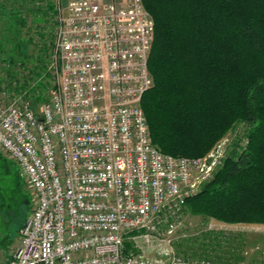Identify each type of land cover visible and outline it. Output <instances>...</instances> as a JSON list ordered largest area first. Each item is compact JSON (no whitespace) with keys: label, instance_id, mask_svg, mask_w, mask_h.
I'll return each mask as SVG.
<instances>
[{"label":"built area","instance_id":"built-area-1","mask_svg":"<svg viewBox=\"0 0 264 264\" xmlns=\"http://www.w3.org/2000/svg\"><path fill=\"white\" fill-rule=\"evenodd\" d=\"M54 5L48 98L35 108L0 83V154L34 193L8 264H210L144 248L172 233L216 165L210 153L173 157L152 142L141 108L153 83L144 2Z\"/></svg>","mask_w":264,"mask_h":264},{"label":"trees","instance_id":"trees-1","mask_svg":"<svg viewBox=\"0 0 264 264\" xmlns=\"http://www.w3.org/2000/svg\"><path fill=\"white\" fill-rule=\"evenodd\" d=\"M142 1L154 21L153 83L141 97L152 142L173 157L199 158L235 123L246 126L245 145L225 156L183 209L227 224H264V0ZM32 26L11 48L13 92L26 85L18 86L14 65L28 58Z\"/></svg>","mask_w":264,"mask_h":264},{"label":"rangeland","instance_id":"rangeland-1","mask_svg":"<svg viewBox=\"0 0 264 264\" xmlns=\"http://www.w3.org/2000/svg\"><path fill=\"white\" fill-rule=\"evenodd\" d=\"M5 3L6 6L3 9L1 8L2 2H0V83L9 94L14 95L15 92L21 94L23 100L38 108L39 104L48 98L49 85H51L47 68L48 52L51 48L46 50V53H40L39 48L42 43H48L54 37L55 0H5ZM48 4L53 5L52 10L47 9ZM19 17L25 20V26L17 23L16 19ZM39 19L40 22L36 24L35 22ZM28 26H32L37 31L32 36L34 38L32 43H34L28 45V58L22 66L14 65L15 77L20 80L17 85L20 86L23 83L22 80L26 85L21 90L13 92L16 83L15 78L9 81L7 76L10 68L13 67L8 59L11 58L9 56L11 48L24 36L23 33L28 31ZM39 32L42 33L41 38L36 35ZM30 33H33L32 29ZM36 96L40 99H35ZM245 129L243 122H237L212 145L207 153H210V161L215 160L216 165L207 180L213 176V171L215 172L222 165L226 155L233 150H240L241 146L245 145L247 142ZM0 155L1 263L8 258L9 249L12 251L18 245L19 228L34 206V193L23 179L17 164L2 154ZM201 186H204L203 183ZM167 213L168 211L165 210L164 218L159 224V231L165 230L168 223L166 217L170 220ZM177 215L175 229L172 233L166 235L164 239L161 237L154 239L148 246L144 245L149 253L169 254L198 263L209 261L210 264H264V224L254 222L227 224L205 215L188 212L183 209V206L178 209ZM217 240L220 242L215 244ZM129 247L130 250L132 247ZM9 260L10 258L7 259V264Z\"/></svg>","mask_w":264,"mask_h":264},{"label":"crops","instance_id":"crops-1","mask_svg":"<svg viewBox=\"0 0 264 264\" xmlns=\"http://www.w3.org/2000/svg\"><path fill=\"white\" fill-rule=\"evenodd\" d=\"M62 2H66L67 0H61ZM94 1H96V2H100V3H102V2H105V1H110V2H114L116 5H119V4H123V3H126L127 1H129V0H94ZM0 2H4L5 3V0H0ZM6 4V3H5ZM12 247V245L10 246V248ZM10 254H11V250L9 249V251H8V254H7V256H8V258H10L11 256H10ZM8 258H6V260L4 261V262H1L0 264H7V259Z\"/></svg>","mask_w":264,"mask_h":264}]
</instances>
